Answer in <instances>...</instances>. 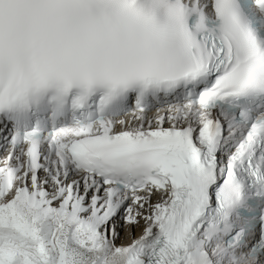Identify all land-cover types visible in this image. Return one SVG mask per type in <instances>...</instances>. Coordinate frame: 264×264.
Listing matches in <instances>:
<instances>
[{
  "label": "snow or ice",
  "instance_id": "6c2138e0",
  "mask_svg": "<svg viewBox=\"0 0 264 264\" xmlns=\"http://www.w3.org/2000/svg\"><path fill=\"white\" fill-rule=\"evenodd\" d=\"M0 264H264V0H0Z\"/></svg>",
  "mask_w": 264,
  "mask_h": 264
}]
</instances>
